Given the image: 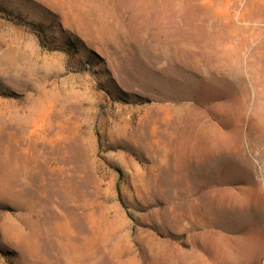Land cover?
Here are the masks:
<instances>
[{
	"label": "rangeland",
	"instance_id": "374dc122",
	"mask_svg": "<svg viewBox=\"0 0 264 264\" xmlns=\"http://www.w3.org/2000/svg\"><path fill=\"white\" fill-rule=\"evenodd\" d=\"M0 264H264V0H0Z\"/></svg>",
	"mask_w": 264,
	"mask_h": 264
},
{
	"label": "bare ground",
	"instance_id": "6f19581e",
	"mask_svg": "<svg viewBox=\"0 0 264 264\" xmlns=\"http://www.w3.org/2000/svg\"><path fill=\"white\" fill-rule=\"evenodd\" d=\"M44 149H46L45 146ZM62 149L64 147L62 148L61 144L55 145L53 150H46V156L41 160L33 155H28L25 163L20 165L22 168L18 177L32 182L39 180L41 186H49L50 188H53L55 183L72 184L77 173V168L74 166L75 159L71 151H65L62 154Z\"/></svg>",
	"mask_w": 264,
	"mask_h": 264
}]
</instances>
